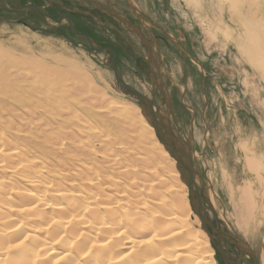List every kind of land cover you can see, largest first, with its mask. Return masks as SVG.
Here are the masks:
<instances>
[{"label":"bare ground","instance_id":"bare-ground-1","mask_svg":"<svg viewBox=\"0 0 264 264\" xmlns=\"http://www.w3.org/2000/svg\"><path fill=\"white\" fill-rule=\"evenodd\" d=\"M76 68L0 55V264H217L141 108L87 95Z\"/></svg>","mask_w":264,"mask_h":264},{"label":"rangeland","instance_id":"rangeland-1","mask_svg":"<svg viewBox=\"0 0 264 264\" xmlns=\"http://www.w3.org/2000/svg\"><path fill=\"white\" fill-rule=\"evenodd\" d=\"M18 1L41 6L50 14L70 13L79 32L115 51L125 82L153 99L157 111L169 117L174 133L183 143H191L193 163L200 175L199 191L213 196L219 220L221 212L230 221L224 231L245 244L262 264L264 0H93L98 5L84 0ZM5 4L16 7L13 0ZM108 9L141 22L152 35L155 71L153 67L152 73L149 71V56L139 36L104 11ZM217 23L222 24V32H216ZM0 55L24 61L36 58L67 70L77 67L92 81L94 89L88 86L87 95L97 93V98L100 93V98L105 95L110 101L140 107L138 98L118 85L111 57L73 36L64 18L45 19L32 11L14 13L0 8ZM119 147L115 146L116 150ZM244 194L254 195L258 207L246 228L237 223L238 215L244 216L240 200ZM186 197L190 225L195 231L203 230L201 224L195 225L198 217L188 194ZM206 208L216 225L213 213ZM210 245L216 263L223 264ZM231 246L226 248L235 260L253 264Z\"/></svg>","mask_w":264,"mask_h":264},{"label":"water","instance_id":"water-1","mask_svg":"<svg viewBox=\"0 0 264 264\" xmlns=\"http://www.w3.org/2000/svg\"><path fill=\"white\" fill-rule=\"evenodd\" d=\"M84 1L96 4V2L93 0ZM13 2L16 7L10 8L4 3L3 0H0V8L8 12L14 13L32 11L41 15L45 19H55L58 17H63L69 26L70 33L73 36L87 42L89 47L93 51L98 53H104L111 57L110 67L114 73L118 85L125 91L138 98L142 114L145 116L148 123L154 128L156 135L164 146V149L176 161L177 169L181 175V180L188 188L192 209L196 216L199 218L204 231L208 234L211 243L214 246L217 254L220 256L223 264H241L240 261L235 260L232 255L227 253L223 246L224 239L227 240L238 250L240 256H247L250 258L253 264H259L253 252L248 247H246L245 244H243L230 233H226L224 231V228L227 229L226 225L220 222L216 211L214 210L212 204L207 199V197L200 193L199 187L197 185V177L200 175L197 172L193 163L191 143L189 141L183 143L180 137L174 133L169 117L164 116L157 111V106L155 105V101L153 99L151 100L150 98L146 97L137 89L125 82L116 63L115 51L111 47H102L98 45L91 36L79 32L75 27L74 21L70 13L62 12L50 14L43 7L38 5L21 4L18 0H13ZM104 11L113 18H115L122 25L128 26L133 33L137 34L142 39V41L144 40V37L140 30L134 24L128 21L124 16L116 13L112 9ZM206 206L209 207V210L213 213L216 225L210 217Z\"/></svg>","mask_w":264,"mask_h":264},{"label":"flooded vegetation","instance_id":"flooded-vegetation-1","mask_svg":"<svg viewBox=\"0 0 264 264\" xmlns=\"http://www.w3.org/2000/svg\"><path fill=\"white\" fill-rule=\"evenodd\" d=\"M3 1L5 3L6 0H3ZM94 5H98V4L96 3ZM108 10H111V9H108ZM60 18H63V17H60ZM72 19H73V16H72ZM127 20H129V19L127 18ZM130 22L132 24H134L140 30V32L142 33V35L144 37V40L143 41H142V39L140 37H138V38L140 39V42L143 45L146 53H148L149 58H148V61H147V66L149 68V71L152 73V70L153 69L155 71V68L153 67V66H155V64L152 65V63H151V61H152V35H150L148 33V31L144 28V26L141 25V22H136V23L135 22H132V21H130ZM144 41H145V43H144ZM152 67H153V69H152ZM225 232L227 233V231H225ZM215 239H216V235H215ZM223 246H224L225 250L227 251V253L230 254L228 248H226V247L231 246V244L227 240L224 239L223 240ZM231 247L235 248L233 245Z\"/></svg>","mask_w":264,"mask_h":264}]
</instances>
